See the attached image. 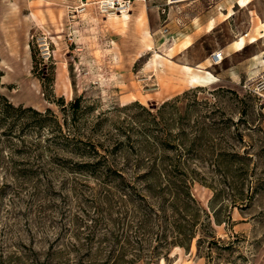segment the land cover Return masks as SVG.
Instances as JSON below:
<instances>
[{
    "label": "rangeland",
    "instance_id": "obj_1",
    "mask_svg": "<svg viewBox=\"0 0 264 264\" xmlns=\"http://www.w3.org/2000/svg\"><path fill=\"white\" fill-rule=\"evenodd\" d=\"M98 1L0 3V264H118L156 235L183 246L130 264H264V66L191 85L135 0Z\"/></svg>",
    "mask_w": 264,
    "mask_h": 264
},
{
    "label": "crops",
    "instance_id": "obj_2",
    "mask_svg": "<svg viewBox=\"0 0 264 264\" xmlns=\"http://www.w3.org/2000/svg\"><path fill=\"white\" fill-rule=\"evenodd\" d=\"M143 3L148 32L169 33L174 45L179 44L175 55L181 66L211 68L219 79L218 87L234 88L239 84L235 80L238 70L252 71L264 66V37L259 35L255 42L247 40L257 23L252 18L248 25L240 24L237 8L240 7V11L247 5L240 6L238 0H143ZM263 23L264 19L256 26L259 34ZM241 36L245 43L238 50L233 44ZM248 49L250 53L247 54ZM212 52L222 54L219 64H211ZM1 71L0 83L4 85L1 79L5 73Z\"/></svg>",
    "mask_w": 264,
    "mask_h": 264
},
{
    "label": "bare ground",
    "instance_id": "obj_3",
    "mask_svg": "<svg viewBox=\"0 0 264 264\" xmlns=\"http://www.w3.org/2000/svg\"><path fill=\"white\" fill-rule=\"evenodd\" d=\"M5 3L8 8L10 6L11 11H14V6L16 5V0H0V3ZM136 2V6L138 7L139 10L142 11L144 3L143 0H135L134 3ZM251 2V0H238V4L240 6H246ZM88 2H81L82 5H86ZM133 3V4H134ZM133 7V5H132ZM8 10V9H7ZM129 15V12H122L121 14H117V16H123L126 17ZM262 27V32L260 33V37H264V23L261 25ZM7 30V44H8V28ZM13 40V39H12ZM257 38L255 36L250 37L251 42H255ZM14 43L16 44V39L14 40ZM245 39L243 36L241 38L237 39L233 46L234 48L240 50L244 47ZM157 55V54H156ZM159 56V55H157ZM185 71L188 74V81L191 85L194 86H206L208 84H213L216 82L218 79L207 69V68H197L194 69L191 66H184L183 67ZM56 89L58 92L63 93L64 95H69L70 93V83L65 75V70L64 68L62 70L59 69L58 74H57V79H56Z\"/></svg>",
    "mask_w": 264,
    "mask_h": 264
},
{
    "label": "built area",
    "instance_id": "obj_4",
    "mask_svg": "<svg viewBox=\"0 0 264 264\" xmlns=\"http://www.w3.org/2000/svg\"><path fill=\"white\" fill-rule=\"evenodd\" d=\"M99 9L105 12H130L133 0H100L97 2ZM223 60V56L219 52H212L210 54V61L212 65L219 64Z\"/></svg>",
    "mask_w": 264,
    "mask_h": 264
},
{
    "label": "trees",
    "instance_id": "obj_5",
    "mask_svg": "<svg viewBox=\"0 0 264 264\" xmlns=\"http://www.w3.org/2000/svg\"><path fill=\"white\" fill-rule=\"evenodd\" d=\"M2 71L0 70V78H1V76H2ZM6 97V96H5ZM6 99H7V97H6ZM46 99H48L49 100V98L48 97H46ZM8 100V99H7ZM49 101H51V102H54L53 100H49ZM11 104V103H10ZM12 106L10 107L12 110H15L16 108L14 107V105L13 104H11ZM19 108V107H18ZM49 109H47V111L45 112V113H49ZM37 114H39L40 116H43V114L42 113H38L37 112ZM145 233L146 232H143V233H141V235H142V237H144L145 236ZM147 234H149V233H147ZM124 238V240H128L127 238H126V236L125 237H123ZM147 238H145L144 240H146ZM166 238H158V235H156L155 236V241H156V244H155V247H154V249L149 253V254H145V256H136V257H134L133 259H130V260H124L123 262H121V263H118V264H130V263H133V262H135L136 260H138L140 257H142V258H150L149 260H151L154 256H156L158 253H159V249L160 248H162V247H166V246H168V245H171V244H174V245H180V246H183V244L181 243V242H177L178 240H172V242H167V240H165ZM141 238H140V235H139V238H138V241H140L141 242ZM138 241H136V242H138ZM142 258H140V259H142ZM139 259V260H140Z\"/></svg>",
    "mask_w": 264,
    "mask_h": 264
}]
</instances>
